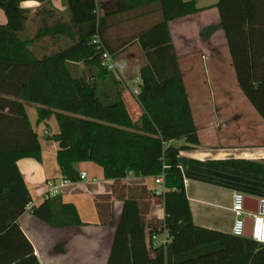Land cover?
Masks as SVG:
<instances>
[{
  "label": "trees",
  "instance_id": "16d2710c",
  "mask_svg": "<svg viewBox=\"0 0 264 264\" xmlns=\"http://www.w3.org/2000/svg\"><path fill=\"white\" fill-rule=\"evenodd\" d=\"M22 0H0V264H41L18 218L30 201L16 160L41 158L37 131L24 101L36 105L38 120L53 114L58 130L56 161L64 180L80 179L77 163L89 160L112 179L111 191L94 195L103 223H113L112 203L121 200L106 264H264V242L196 224L178 161L181 149L199 142L168 22L200 8L194 0H62L65 21L27 29ZM50 9V0H38ZM153 5L159 19L123 38L121 13ZM222 27L239 87L264 120V0H217ZM214 25H209L211 29ZM52 36L55 48L39 51L37 40ZM144 63L136 98L143 108L134 120L124 102L122 78L102 64L103 49L118 52L133 41ZM92 68L75 72L72 63ZM183 139L173 144L171 139ZM217 162L264 175V159L231 157ZM136 176L163 175L161 191ZM162 201L163 217H148ZM31 213L54 227L83 224L76 206L60 193L45 197ZM167 231L170 241L146 245V231ZM151 251L153 254L151 255ZM173 254L174 261L169 259Z\"/></svg>",
  "mask_w": 264,
  "mask_h": 264
},
{
  "label": "crops",
  "instance_id": "0c3cea01",
  "mask_svg": "<svg viewBox=\"0 0 264 264\" xmlns=\"http://www.w3.org/2000/svg\"><path fill=\"white\" fill-rule=\"evenodd\" d=\"M111 1L97 0V4L102 7ZM194 1L200 9L169 20V31L182 76V63L183 67L190 68L194 58L199 55L202 62L209 66L210 77L217 93L211 91L209 95L203 94L192 85L190 97L183 76L199 142L190 148L181 149L178 161L186 180L185 190L194 222L231 232L233 213L230 207L233 193L240 191L245 197H251L248 202L252 204V208H256L257 199L264 203V175L228 167L217 160L231 157L264 159V120L238 85L226 38L219 26V12L215 5L217 0ZM20 5L27 13L28 31L35 32L40 26L66 20L62 0H50V9L43 8L38 0H22ZM159 17V11L153 5L121 13L120 35L125 38L157 21ZM5 19L4 11L0 8V22ZM209 25L214 27L208 29ZM52 39L57 47L58 41L54 37ZM133 45L142 54L138 63L140 67L144 63V57L135 40L131 44L127 43L122 51L128 56ZM36 47L38 50L52 48L38 41ZM190 99L197 101V109H200L196 110L200 117L198 124ZM24 106L29 122L38 133L41 158L23 156L16 160L30 193V201L18 218L21 229L32 243L41 264H106L122 202L114 200L113 223L106 224L100 219L94 195L110 192L112 179L105 177L100 165L84 160L78 162L77 167L79 171H85L86 176L75 181L64 180L56 161L58 143L51 138V134L58 130L55 116L49 114L38 120L36 105L24 101ZM170 142L176 144L173 139ZM146 176L150 175L143 177ZM138 177L129 173L123 181L140 183ZM48 180L55 189L54 192L51 189L49 193H60L65 201L72 202L83 224L54 227L31 213V207L45 198ZM156 183L161 187H152L161 191L162 183ZM222 209L230 215L228 222L220 218L219 210ZM163 215V202H152L147 216L159 218ZM164 233L167 231L157 233L158 237H163ZM151 240L147 230L146 245L149 246ZM175 258L173 254L169 255L171 261Z\"/></svg>",
  "mask_w": 264,
  "mask_h": 264
},
{
  "label": "rangeland",
  "instance_id": "374dc122",
  "mask_svg": "<svg viewBox=\"0 0 264 264\" xmlns=\"http://www.w3.org/2000/svg\"><path fill=\"white\" fill-rule=\"evenodd\" d=\"M1 8V7H0ZM117 29L120 30L119 27H111V29H109V33L110 35H114L117 32ZM34 32V31H31ZM38 43H43L45 44L47 47H55V44L53 43V39L51 36H43L40 39L37 40ZM132 51L129 52L130 54L127 56V53L123 52L122 50L118 52V57L121 58H126L127 62H128V68L125 72V75H123V77L131 83L130 87L125 83V79L123 78L122 80L124 81V85L125 87L123 88L122 91V97L124 96V102L126 103V106L132 116V118L134 120L138 119L139 116L141 115V110H143L142 106L140 105V103L138 102L137 98H136V94H134L132 92V88L133 89H137L138 88V82H134L133 79L135 77L139 76V65L138 63L141 60V52L138 50L137 46H132ZM41 51V50H39ZM72 69L75 72L84 74V75H89L92 72V68L86 65H83L81 62H76V63H72ZM182 71H183V76L185 79V83L188 87V91L190 92V90L192 89V85L195 86L198 89V92L203 93V94H207L209 95V93L211 91H216V89H214V82L211 80L210 77V72H209V66H207L205 63L202 62L201 58L198 56H196L193 60V66L190 68H187L186 66L183 67V63H182ZM217 93V91H216ZM190 97H191V92L189 93ZM191 100V104L193 107V114H194V118L197 121V124L200 122V117L196 114V110H200L197 109V101H195L194 99H190ZM198 104H201V98L198 100ZM175 140L174 143L176 144H181L184 142L183 139L179 138V139H173ZM143 179L145 181V183H147L150 186H154L156 185L157 187H161L160 184L156 183L154 181V179L150 176H139L137 178L138 181L143 182ZM163 211V208H162ZM219 214H220V218H222L221 220L228 222L230 219V215L229 213H227L225 210H219ZM233 220V219H232ZM161 237V235H160Z\"/></svg>",
  "mask_w": 264,
  "mask_h": 264
},
{
  "label": "built area",
  "instance_id": "2783aa9c",
  "mask_svg": "<svg viewBox=\"0 0 264 264\" xmlns=\"http://www.w3.org/2000/svg\"><path fill=\"white\" fill-rule=\"evenodd\" d=\"M102 57V64L108 69L119 75L122 79L124 78L123 75H125V72L128 68V62L118 57V55L111 53L107 51L106 49H103L101 53ZM125 79V78H124ZM134 82L140 81L139 76L135 77L133 79ZM125 83L130 87L131 83L125 79ZM131 88V87H130ZM138 89H131L134 94L138 92ZM80 178H83L86 176L85 171L79 172ZM155 182L162 183L163 181V175L159 174L157 176H154ZM186 180L184 179V184ZM46 184L48 186V191L45 194V197L51 196L49 191L52 189L53 192L55 189L52 188L51 181H46ZM231 211L233 213V221L231 225V232L235 235H244V228H245V217L247 215H250L252 217V228H251V238L259 241L264 242V210L263 211H257L256 208H252V204L248 201H246L245 195L240 192L236 191L233 193V198L231 202ZM153 243L155 245L159 244H166L168 241H170V238L168 236V233H164L163 237L159 238L157 233H154L152 235Z\"/></svg>",
  "mask_w": 264,
  "mask_h": 264
},
{
  "label": "water",
  "instance_id": "95a60500",
  "mask_svg": "<svg viewBox=\"0 0 264 264\" xmlns=\"http://www.w3.org/2000/svg\"><path fill=\"white\" fill-rule=\"evenodd\" d=\"M249 198L251 197H246V201L249 200ZM256 210L257 211H263L264 210V203L262 200H258L256 201ZM251 228H252V217L250 215H247L245 217V228H244V235L251 237Z\"/></svg>",
  "mask_w": 264,
  "mask_h": 264
}]
</instances>
